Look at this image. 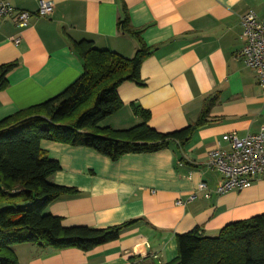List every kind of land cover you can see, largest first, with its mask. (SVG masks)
<instances>
[{"label": "crops", "instance_id": "crops-1", "mask_svg": "<svg viewBox=\"0 0 264 264\" xmlns=\"http://www.w3.org/2000/svg\"><path fill=\"white\" fill-rule=\"evenodd\" d=\"M39 1L9 0L15 9L31 13L25 28L0 20V65L17 63L0 91V120L50 99L81 75L71 41L88 40L124 58H132L138 47L135 39L117 31L120 0H43L53 4V11L35 17ZM122 2L130 25L154 50L140 66L143 85H119L123 106L100 125L116 130L136 126L141 120L132 113L134 105L149 112V127L171 133L194 122L205 101L214 98L207 124L183 147L125 154L117 161L87 147L41 141L40 148L60 167L48 182L76 190L50 203L45 213L59 217L63 227L102 229L138 222L117 240L88 252L15 245L18 264H154L153 258L168 264L177 255L176 235L198 228L215 236L229 223L264 214V178L217 195L221 176L206 166L210 150L228 149L223 135L244 137L264 127V92L237 57L244 44L241 17L249 11L264 17V0ZM200 183L208 198L197 191ZM191 194L196 198L186 202Z\"/></svg>", "mask_w": 264, "mask_h": 264}, {"label": "trees", "instance_id": "trees-1", "mask_svg": "<svg viewBox=\"0 0 264 264\" xmlns=\"http://www.w3.org/2000/svg\"><path fill=\"white\" fill-rule=\"evenodd\" d=\"M117 31L135 39L132 58L96 49L91 41H71L83 72L57 95L0 120V264H18L12 247L33 244L43 249L88 252L117 240L138 220L102 229L63 227L59 217L45 213L53 201L76 190L48 182L59 163L40 148L41 141L87 147L117 161L125 154L152 153L170 145L183 147L207 124L214 98L205 101L197 119L183 129L159 133L149 127V112L131 105L141 122L127 129L100 123L122 108L117 88L123 82L142 86L139 70L154 47L144 44L129 22L122 0ZM16 62L0 65V91ZM176 258L168 264H264V214L225 225L215 236L198 228L175 236Z\"/></svg>", "mask_w": 264, "mask_h": 264}, {"label": "built area", "instance_id": "built-area-1", "mask_svg": "<svg viewBox=\"0 0 264 264\" xmlns=\"http://www.w3.org/2000/svg\"><path fill=\"white\" fill-rule=\"evenodd\" d=\"M52 11L53 4L41 0L33 16L46 17ZM31 17V13L15 9L9 0H0V20H10L17 27L25 28ZM240 24L244 44L237 57L255 73L257 83L264 92V17H258L249 11L241 17ZM19 41L18 38L13 40L15 45ZM221 142L226 143L228 149L217 146L207 153V168L221 176L214 193L222 195L240 191L251 186L255 180L264 178V127L257 133L244 137H238L234 132L225 134L221 137ZM197 191L203 192L205 198L209 197L204 183L197 186ZM195 198L196 194H191L186 202ZM177 204L183 203L178 201Z\"/></svg>", "mask_w": 264, "mask_h": 264}, {"label": "water", "instance_id": "water-1", "mask_svg": "<svg viewBox=\"0 0 264 264\" xmlns=\"http://www.w3.org/2000/svg\"><path fill=\"white\" fill-rule=\"evenodd\" d=\"M147 253H149V251H147ZM153 263H154V264H159V263H158V259H157V258H153Z\"/></svg>", "mask_w": 264, "mask_h": 264}]
</instances>
